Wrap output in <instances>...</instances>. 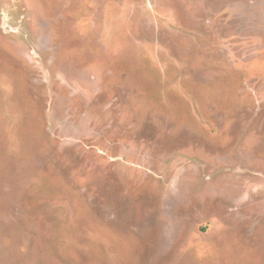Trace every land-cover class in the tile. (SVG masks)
<instances>
[{
	"label": "rangeland",
	"instance_id": "obj_1",
	"mask_svg": "<svg viewBox=\"0 0 264 264\" xmlns=\"http://www.w3.org/2000/svg\"><path fill=\"white\" fill-rule=\"evenodd\" d=\"M0 264H264V0H0Z\"/></svg>",
	"mask_w": 264,
	"mask_h": 264
}]
</instances>
